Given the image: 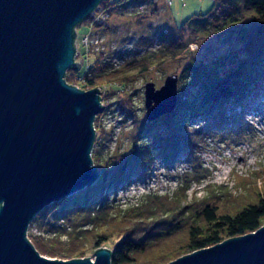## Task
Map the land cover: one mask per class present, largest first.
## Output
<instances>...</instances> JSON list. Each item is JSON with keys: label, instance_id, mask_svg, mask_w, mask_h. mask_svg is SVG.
<instances>
[{"label": "rangeland", "instance_id": "374dc122", "mask_svg": "<svg viewBox=\"0 0 264 264\" xmlns=\"http://www.w3.org/2000/svg\"><path fill=\"white\" fill-rule=\"evenodd\" d=\"M99 3L74 28L73 62L80 58L81 62L76 70L66 69L73 73L72 83L69 84L82 91L90 89L81 87V83L84 78L92 77L90 66L95 57L99 59V56L102 63H107L110 71L130 65L131 60H135L136 63L132 65L137 69L142 65L139 63L142 57L147 54H154L150 59L154 63L147 65L143 73L130 72L126 78L132 74L137 76L126 84L109 82L94 86L98 88L99 102L103 106L102 111L93 118L94 137L89 153L92 164L98 170V176L90 186L63 199L67 200L72 195L89 189V200L98 201L104 198L108 208L99 207L95 203L89 215L78 216L76 212L70 211V205L59 210L53 209L51 202L31 219L26 229V237L27 234L30 237H45L47 234L44 228L48 224L57 232H62L61 241L69 239L68 242L72 243L83 242L77 246L79 248L88 246L95 235H109L104 232L113 227L110 237L100 245L111 250L119 240L120 232L140 230L135 227L140 225V219L133 217L130 211L137 207L142 197L145 194H158L166 195V199L171 198L177 184L175 174L183 171L187 163L184 154L178 153L175 165L165 164L158 158H144L140 163H127L122 169L118 159L114 158L120 157L122 162L133 143L148 140L152 134L164 132L157 121L164 115L151 121L145 120L143 85L151 82L158 88L166 76L175 74L178 77L180 71L190 63L208 64L213 71L222 72L229 65H235L244 55L233 32L216 36L210 28L208 30L206 23H202L206 19L204 16L218 14L213 6L215 0H104L103 5ZM180 34L183 46H180V53L171 59L167 57L168 53L169 56L173 54L170 52L172 46L169 45ZM139 41L142 43L140 47L136 46ZM164 51L166 53L162 55ZM161 59L165 60L157 64ZM260 80L264 81V70ZM125 93L131 94L133 100V110L128 114L123 113V104L119 102L123 101L121 95ZM239 117H243L252 129L249 128L247 135L236 132L223 140L218 136L205 139V144L199 147L194 156L199 157L201 166L208 170L209 175L199 183H192L184 197L178 200L179 203L172 206L180 208L189 205L192 200L204 197L203 185L206 183L224 185V189L220 190L221 194H230L224 205L236 202H240V205L245 202L250 204L254 202L256 195H264V172L256 175L264 165V88L239 113ZM144 123L151 125V131L144 132ZM143 133L145 134L142 136ZM104 159L106 165H102ZM237 177L243 182L237 184ZM140 196L142 197L139 198ZM176 210L172 218H180L184 214ZM143 212L145 213L144 210ZM188 218L186 212L185 220ZM149 223L144 225L148 226ZM116 230L118 233H115ZM52 236L54 235L50 237ZM185 236L181 232L166 243L154 242L152 248L135 255L133 263L130 264H165L185 254L182 253L186 244ZM93 249H86L82 254L92 260ZM77 255V252H73L68 256L55 258L66 260L77 258Z\"/></svg>", "mask_w": 264, "mask_h": 264}, {"label": "water", "instance_id": "95a60500", "mask_svg": "<svg viewBox=\"0 0 264 264\" xmlns=\"http://www.w3.org/2000/svg\"><path fill=\"white\" fill-rule=\"evenodd\" d=\"M100 0H0V264H110V250L88 257H44L26 237L36 213L94 183L93 118L98 88L64 79L73 62L74 28ZM177 76L142 88L145 120L176 105ZM165 264H264V224Z\"/></svg>", "mask_w": 264, "mask_h": 264}, {"label": "trees", "instance_id": "16d2710c", "mask_svg": "<svg viewBox=\"0 0 264 264\" xmlns=\"http://www.w3.org/2000/svg\"><path fill=\"white\" fill-rule=\"evenodd\" d=\"M103 2L104 0L99 5H103ZM213 6L218 14L204 16L207 20L203 19L202 23H206L208 30L210 28L216 36L233 32L241 44V53L244 56L240 57L235 65H229L222 72L213 71L208 64L202 63H190L185 66L177 77L175 108L157 120L164 132L152 134L148 140L133 143L128 154L122 158V162L120 157H114L118 159L122 169L127 163L132 165L140 163L144 158H158L165 164L175 165L178 153L184 154L187 163L183 171L175 174L177 184L171 198L166 199V195L158 194H145L139 197H142L140 203L130 212L133 217L140 219L138 221L140 225L135 226L140 230L134 228L137 231L120 232L119 240L110 250V264L133 263L134 256L143 252L144 249L152 248L154 242L166 243L181 232L186 235V244L182 252L186 254L221 240L253 231L264 224V195H256L254 202L250 204L245 202L240 205V202H236L224 205L230 195L226 192L221 194L220 190L224 189V185L216 184L215 186L213 183H206L203 185L204 197L192 200V203L182 205L183 207L180 208L172 206L179 203L178 200L184 197L192 183H199L209 175L208 170L201 166L199 157L194 156L199 147L205 144V139L218 136L223 140L236 132L247 135L251 126L243 117H239V113L244 111L252 98L261 93L264 88V81L260 80L263 73L264 0H215ZM181 38L182 34L170 43L169 46H172L170 52L173 54L169 56L168 53L167 57L173 59L178 52L180 53V46H183ZM140 42H137L136 46L140 47L142 45ZM165 53V51L162 52V55ZM153 55L143 56L139 62L142 65L137 69L132 65L136 63L135 60H131L130 65L113 71L107 68L106 62L100 61V56L99 59L95 57L94 63L90 66L92 77L84 78L81 87L93 88L97 84L109 82L126 84L137 76L132 74L126 78L130 72L143 73L147 65L154 63L150 60ZM164 60L157 61V64ZM72 75L71 70H66L64 73L67 84L72 83ZM121 96L123 101L119 100V102L123 104V113L128 114L133 110L131 94L125 93ZM144 128L145 133L151 131V125L147 123H144ZM103 162L102 165H106L105 159ZM262 172H264V165L256 175ZM237 179V184L243 182L242 179L238 177ZM101 189L102 187L99 191ZM88 190L74 194L67 200L53 202L51 206L53 209L62 210L70 205V211L76 212L78 216L89 215L95 203H98L99 207L107 206L104 198L98 201L89 200ZM175 209L178 213L184 214L180 218H172ZM186 212L189 217L187 221L185 220ZM144 223L149 224L145 226ZM113 230L112 227L104 232L109 235L93 236L88 246L79 248L77 246L82 245L83 242L72 243L68 242L69 239L61 241L62 232H57L52 225L48 224L44 228L47 234L45 237H30L27 234V238L38 253L47 257L61 258L77 252V258H79L85 257L82 253L86 249L92 250L104 244ZM115 233L118 231L116 230ZM51 235L54 236L50 237ZM71 244H73L72 247H70ZM74 246L77 248L72 249Z\"/></svg>", "mask_w": 264, "mask_h": 264}]
</instances>
